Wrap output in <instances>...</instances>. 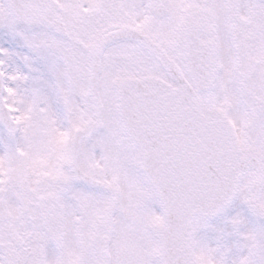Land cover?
<instances>
[{"label": "snow or ice", "instance_id": "6c2138e0", "mask_svg": "<svg viewBox=\"0 0 264 264\" xmlns=\"http://www.w3.org/2000/svg\"><path fill=\"white\" fill-rule=\"evenodd\" d=\"M0 264H264V0H0Z\"/></svg>", "mask_w": 264, "mask_h": 264}]
</instances>
